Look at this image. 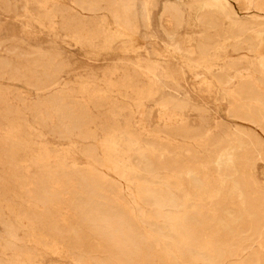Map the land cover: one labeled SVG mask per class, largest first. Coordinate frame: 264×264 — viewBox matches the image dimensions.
<instances>
[{
    "label": "rangeland",
    "instance_id": "obj_1",
    "mask_svg": "<svg viewBox=\"0 0 264 264\" xmlns=\"http://www.w3.org/2000/svg\"><path fill=\"white\" fill-rule=\"evenodd\" d=\"M84 1L0 0V264H264L249 219L264 210V126L232 116L229 93L243 80L264 94V31L205 30L202 0ZM226 1L264 22V0ZM238 143L237 177L216 156ZM78 199L122 219L102 231Z\"/></svg>",
    "mask_w": 264,
    "mask_h": 264
},
{
    "label": "bare ground",
    "instance_id": "obj_2",
    "mask_svg": "<svg viewBox=\"0 0 264 264\" xmlns=\"http://www.w3.org/2000/svg\"><path fill=\"white\" fill-rule=\"evenodd\" d=\"M101 1L102 0H85L81 4V6L84 8L92 9L95 6H97ZM135 1L136 0H121L120 4L116 5L115 8L118 11L125 10L128 7H131L132 4L134 5ZM202 1H203V9L205 10V13H206V14H204V18H203V25H204L205 30L214 29L216 31H221L222 22L225 20L230 21L232 23L237 24V28L231 29L227 33L228 38L232 39L234 41H242L243 40L242 36L244 34H246L249 31L255 30L258 27H260V29L262 31H264V22H262L261 20L259 21L256 18H248L244 21L241 20L235 14L231 5L226 0H202ZM175 7L170 6V8H169V12H170V14L174 20L178 19V15H179L177 13V9H176L177 7L176 8ZM200 39L203 41H207L209 38L205 34H203V35H201ZM200 47H201L202 51L205 50L206 47H205L204 42L200 43ZM250 51H252V50H250ZM238 78L241 80L242 76H238ZM234 79L235 78H233L229 75V68H226V67L222 68L220 71V74H218L215 77V80L217 81V83L221 87H223L224 90L229 89V87L233 84ZM229 93L231 95L230 105H231V109H232V111H231L232 116L242 117L243 119L250 121L251 123H254L257 125L261 124L262 126H264V94L261 91H259L257 88H255L251 83H248L246 81L241 80L240 83L237 85L236 89L232 92H229ZM68 118L72 124H80L86 118V110L84 108H82L81 114L79 117H75V116L72 117L71 115H69ZM182 132H183V130H182ZM257 144L259 145L258 142H257ZM122 145L126 149V152L123 155L125 157L129 152H131V150H130L131 147L133 148L132 139H128L127 143L122 144ZM216 145H218V144H216ZM100 146H102V145H100ZM241 146H242L241 143H238V145L231 147L229 150L220 151V153L216 156L217 167L220 169H231L234 171V175L235 176L237 175V177H238L239 170L237 169V165H236L237 163L236 162H237V158L240 154L239 151L241 149ZM104 147H105L107 154H109V155H110V153H115L117 151H120L119 150L120 148L118 147V142L115 140V138H112L109 141V143H107ZM256 148H257V146L255 145L254 150H256ZM116 160L109 157L107 159V162H108L107 166H104V167H106L108 172H111L112 175H114V177L112 179L115 178V180L119 179V177H120V175L117 172L118 169L119 168L123 169V167H124L122 164H119L118 161H121L119 158ZM200 167H201V165H200ZM90 172H91V170H90ZM184 174L186 175L188 182L191 183V185H193L192 184L193 179H194L193 177H195V175H194L192 169H187L184 172ZM104 180H105V178H104ZM116 182H118V181H116ZM166 182H168V181H166ZM199 183H200V181H199ZM232 183L233 184H232V187L230 190L231 193L236 195V197L238 198V200L240 201V203L243 206L248 205L249 200L246 198L244 192L241 190L240 184L238 182H234V181ZM100 189L106 194V188L104 186H101ZM256 192L259 193L257 190H256ZM179 193H182V192H179ZM130 194H131V192H130ZM179 196L182 197V195H179ZM198 196H200V201H204L206 199L205 195H203V194H199ZM162 200H163V197H161V196L157 197V203L159 205L162 204V202H163ZM77 202H80L81 205L84 207V215L86 216V218L89 219L90 221L97 222L100 225V229L102 231H105L108 228V225L110 224L111 221L117 220V219H119V220L122 219V216L120 214L115 213L114 211L110 210L109 207H105L103 204H101V205L94 204L91 200H86V199H78ZM259 206H260V203H259ZM263 206H264V204H263ZM228 212H229V210H228ZM232 216H234V215H232ZM253 216H254V214L252 216L249 215L252 233L254 232V235L258 234V236L260 235L262 237L264 234V210L263 209L258 210V212L256 213V216L255 217H253ZM230 218H231V215H230ZM222 222H223V220H222ZM236 222H235V224H236ZM231 223H232V221H231ZM124 225H125L124 226L125 232H123V233L119 232L118 236L121 239L122 244H124L125 246H128L132 240L129 238V236L127 234V231L130 230V226H129V223L128 224L126 223V221H125ZM224 226H226V225H224ZM224 226H223V228H224ZM221 227H222V225H221ZM125 234H127V235H125ZM110 238L117 239L118 237H116L110 233Z\"/></svg>",
    "mask_w": 264,
    "mask_h": 264
}]
</instances>
